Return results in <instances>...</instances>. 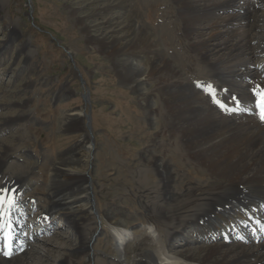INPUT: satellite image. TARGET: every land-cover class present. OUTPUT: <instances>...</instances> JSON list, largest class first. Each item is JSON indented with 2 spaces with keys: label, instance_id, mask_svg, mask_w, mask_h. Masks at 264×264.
<instances>
[{
  "label": "rangeland",
  "instance_id": "374dc122",
  "mask_svg": "<svg viewBox=\"0 0 264 264\" xmlns=\"http://www.w3.org/2000/svg\"><path fill=\"white\" fill-rule=\"evenodd\" d=\"M121 2L120 11L147 31L154 29L158 41L161 32L157 28L162 22L168 29L169 20L179 17L173 0ZM103 3V0H0V177L5 176L4 182H20L18 187L13 186V192L21 199L20 208L25 210L24 226L33 227L29 228L33 239H27L25 252L10 257V264L19 258L23 264H55L59 253L74 257L71 264H137L140 257L152 253L158 262H165L173 256L166 246L189 236L190 230L184 228L178 238H167L165 224L170 221L158 216L162 200L159 176L154 165L146 162V150L166 145L167 152L162 158L170 163L178 181L179 186L174 189L180 193V199L186 197L183 194L186 187L201 185L205 177L198 166L173 146L166 118L147 119L142 94L121 80L112 60L91 41L98 34L95 27L105 24L109 17L108 10L98 11ZM235 12L228 10L223 15ZM257 12L262 15L264 6L258 7ZM175 34L170 39L173 37L175 46L173 42L172 46H177L175 49L180 53L184 41L177 39L178 32ZM159 43L164 49L162 39ZM181 59L183 69L189 71L193 61L187 55ZM148 86L152 90L155 83L149 82ZM152 101L154 105L160 101L157 92L152 94ZM80 108L86 114L83 129L63 126L62 111ZM84 134L89 135L92 149L89 161L76 167L86 169L92 211L65 205L55 207L46 219L39 217L48 206L49 196L54 195L52 168L62 158L73 162L72 159L83 157L84 149L78 142ZM156 153L162 152L157 149ZM75 183L71 186L74 191L82 187V182ZM67 188L61 184L57 189ZM151 214L156 215L153 222ZM66 216L81 224L84 234L77 235ZM60 219L65 221L63 227L59 226ZM37 220H41L38 227L49 230L34 233ZM119 228L129 234L123 257L119 256L115 242L114 230ZM92 232L95 234L89 249L75 252L84 242L80 236H90ZM48 239L54 240L53 243ZM54 242L64 246L59 248ZM32 249L43 254L32 253Z\"/></svg>",
  "mask_w": 264,
  "mask_h": 264
},
{
  "label": "bare ground",
  "instance_id": "6f19581e",
  "mask_svg": "<svg viewBox=\"0 0 264 264\" xmlns=\"http://www.w3.org/2000/svg\"><path fill=\"white\" fill-rule=\"evenodd\" d=\"M103 1L98 11L108 10L109 17L105 24L95 27L98 34L91 41L112 60L121 80L142 94L147 119L166 118L173 146L198 166L205 177L201 185L186 187L183 192L186 197L180 199V193L174 189L179 186L178 181L170 163L162 158L167 152L166 145L156 147L161 155L154 149L146 150V162L154 165L159 176L162 200L158 216L170 221L164 223L168 225L167 238H178L184 228L190 233L187 239L182 236L166 246L172 259L158 262L152 253L146 258L140 257L137 264H264V239L255 241L249 234V226L264 223V123L256 113H245L258 98L253 90L264 89V13L257 12L258 7L264 6V0H173L179 17L169 20L168 29L164 22L157 28L164 49L154 29L147 31L120 11L121 0ZM228 10L237 12L225 17L223 13ZM177 32L180 34L177 39L184 41L180 44L182 55L175 49L177 46H172L173 37L170 39ZM255 41H258L256 45ZM186 55L193 61L189 71L183 69L181 62V56ZM149 82L155 83L152 90H148ZM154 92L160 99L156 105L152 101ZM85 117V110L80 108L62 111L60 119L67 129L76 126L83 129ZM78 146L84 149L83 157L72 159L73 162L62 158L52 168L54 195L49 196L48 206L39 217L45 218L55 207L65 205L92 211L86 169L76 167L89 161L92 149L89 135L84 134ZM4 178L0 177V195L14 198V203L6 200L0 205L3 214L0 224L3 229L5 225L12 226L21 235L18 224L25 211L16 207L21 199L13 192L20 182L15 180L17 183L12 184L4 182ZM75 182H82V187L74 191ZM61 184L63 188L69 187L68 190L57 189ZM155 216L151 214L152 222ZM65 219L77 235L84 234L74 218L66 216ZM235 228L245 235L243 240L231 235ZM114 232L116 248L123 257L129 234L120 228ZM93 234L81 235L84 242L75 252L87 251ZM23 245H27L26 240ZM32 253L43 254L34 249ZM59 254L55 264L73 262L74 257ZM10 260L0 251V264H10ZM18 260L14 264H23V259Z\"/></svg>",
  "mask_w": 264,
  "mask_h": 264
},
{
  "label": "snow or ice",
  "instance_id": "6c2138e0",
  "mask_svg": "<svg viewBox=\"0 0 264 264\" xmlns=\"http://www.w3.org/2000/svg\"><path fill=\"white\" fill-rule=\"evenodd\" d=\"M253 91H254V94L258 97L256 101V107L259 109V112H258L259 118L262 122H264V89H261V90L254 89ZM221 106L224 107L223 105ZM231 110H235V109H231ZM6 200L9 204L14 203V198H8L3 195H0V205H3ZM2 219H3V214L0 213V220ZM0 228H2V225H0ZM4 255L5 256L9 255V252L5 251Z\"/></svg>",
  "mask_w": 264,
  "mask_h": 264
}]
</instances>
